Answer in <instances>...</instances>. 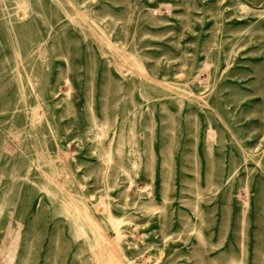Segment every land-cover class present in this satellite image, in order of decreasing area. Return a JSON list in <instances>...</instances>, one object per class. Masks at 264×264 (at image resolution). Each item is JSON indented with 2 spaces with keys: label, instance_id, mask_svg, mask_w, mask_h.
<instances>
[{
  "label": "rangeland",
  "instance_id": "rangeland-1",
  "mask_svg": "<svg viewBox=\"0 0 264 264\" xmlns=\"http://www.w3.org/2000/svg\"><path fill=\"white\" fill-rule=\"evenodd\" d=\"M0 264H264V0H0Z\"/></svg>",
  "mask_w": 264,
  "mask_h": 264
}]
</instances>
